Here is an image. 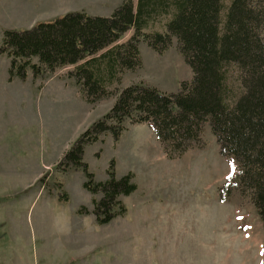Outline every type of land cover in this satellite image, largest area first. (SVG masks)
<instances>
[{
  "label": "rangeland",
  "instance_id": "obj_1",
  "mask_svg": "<svg viewBox=\"0 0 264 264\" xmlns=\"http://www.w3.org/2000/svg\"><path fill=\"white\" fill-rule=\"evenodd\" d=\"M123 1L0 0V47L7 29H30L71 11L108 16ZM224 2L223 17L230 0ZM256 2L264 7V0ZM168 20L157 17L144 31L165 32ZM140 51L142 66L110 89L143 82L177 92L183 80L192 81L177 38L163 52L141 40ZM9 67L10 58L0 53V264H264V220L237 186V163L221 153L209 123L204 145L174 158L136 127L126 126L117 141L107 133L87 145L84 160L96 180L108 179L114 160L117 176L132 173L138 185L121 196L127 211L99 224L93 200L102 193L84 188L82 168L64 170L60 162L118 94L88 103L69 76L73 65L37 77L29 69L25 79L12 80ZM227 84L233 104L243 92L236 64Z\"/></svg>",
  "mask_w": 264,
  "mask_h": 264
},
{
  "label": "trees",
  "instance_id": "obj_2",
  "mask_svg": "<svg viewBox=\"0 0 264 264\" xmlns=\"http://www.w3.org/2000/svg\"><path fill=\"white\" fill-rule=\"evenodd\" d=\"M225 8L224 0H138L136 6L124 0L108 16L71 11L30 29L4 32L0 53L10 58V80L25 79L29 69L37 77L73 65L69 76L89 103L118 94L110 110L80 135L60 162L64 170L82 168L84 188L102 193L93 200L99 224L123 215L127 207L121 196L138 185L132 173L117 176L114 160L108 179L96 180L84 160L85 148L107 133L119 140L127 119L150 124L170 158L204 145L202 134L209 123L221 153L237 163V186L264 220V7L256 0H230L223 17ZM160 16H169L166 31L145 32ZM132 28L134 33L121 42ZM174 38L193 69L192 81L183 80L177 92L143 82L110 89L126 71L142 66L141 40L163 52ZM232 64L241 71L243 92L229 104ZM231 188L230 183L228 192Z\"/></svg>",
  "mask_w": 264,
  "mask_h": 264
},
{
  "label": "crops",
  "instance_id": "obj_3",
  "mask_svg": "<svg viewBox=\"0 0 264 264\" xmlns=\"http://www.w3.org/2000/svg\"><path fill=\"white\" fill-rule=\"evenodd\" d=\"M52 79H54V78H51V79H49V80H47L46 82H48V81H50V80H52ZM115 101V100H114ZM89 103V102H88ZM114 103V102H113ZM91 104V103H90ZM127 126V129L126 130H130L132 127H136L137 129H146V131L150 134V136H151V138L154 136L155 138H157L158 139V137H157V135H156V133H155V131H154V129L151 127V125L150 124H148V123H136V124H127L126 125ZM125 130V131H126Z\"/></svg>",
  "mask_w": 264,
  "mask_h": 264
}]
</instances>
